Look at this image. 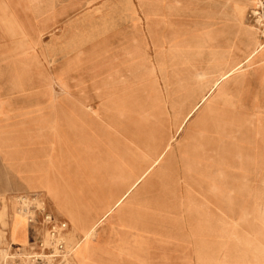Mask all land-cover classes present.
<instances>
[{
    "label": "rangeland",
    "instance_id": "374dc122",
    "mask_svg": "<svg viewBox=\"0 0 264 264\" xmlns=\"http://www.w3.org/2000/svg\"><path fill=\"white\" fill-rule=\"evenodd\" d=\"M86 1L0 0V39L26 44L0 49L29 53L37 48L31 44L51 39L53 45L39 49L65 53V85L101 90L96 112L118 147L137 148L144 131L152 154L171 137L149 167L133 170L135 184L166 158L154 167L163 185H150L149 192L154 245L191 247L192 261L179 264H264V46L186 119L222 74L264 44L246 4L231 1L234 13L213 28L209 15L199 22L175 13L174 0H166L162 14L148 15L126 14L125 0ZM22 204L33 203L3 201L0 247L27 245L26 221L17 212ZM96 224L69 226L75 264Z\"/></svg>",
    "mask_w": 264,
    "mask_h": 264
},
{
    "label": "crops",
    "instance_id": "0c3cea01",
    "mask_svg": "<svg viewBox=\"0 0 264 264\" xmlns=\"http://www.w3.org/2000/svg\"><path fill=\"white\" fill-rule=\"evenodd\" d=\"M231 1L243 2L247 11L255 4V0H174L175 13H189L195 21H199L200 15H209L206 18L216 28L223 15L234 13ZM136 2L132 6V0L124 1L126 14H162L166 5V0ZM50 40L31 44L37 48L29 53L16 49L5 53L6 49H0V207L6 199L9 203L14 199L19 202L22 196L29 198L37 193V199L58 219L65 220L70 231L96 222L91 244L77 248L78 264H179L186 259L191 262V247L154 245L147 229L151 216L150 185H163L156 178L159 175H154L158 169L154 167L166 158L163 156L152 167L153 174L149 170L133 182V170L149 167L171 137L152 154L144 143L149 140L144 131L137 148L118 147L116 137L105 134L96 112L97 105H101V98L96 95H101V90L91 85H65V53H42L43 49H39L53 45ZM6 42L0 39V46L26 45L17 43L22 42L19 40ZM253 51L217 80L237 66H245ZM260 54L264 56V50ZM7 61L14 64L8 68ZM260 64L264 71V58ZM90 80L91 77L84 78V82ZM215 82L186 119L218 87ZM27 227L25 224L26 242Z\"/></svg>",
    "mask_w": 264,
    "mask_h": 264
},
{
    "label": "built area",
    "instance_id": "2783aa9c",
    "mask_svg": "<svg viewBox=\"0 0 264 264\" xmlns=\"http://www.w3.org/2000/svg\"><path fill=\"white\" fill-rule=\"evenodd\" d=\"M248 16L264 39V0H255ZM37 196V193L29 198L22 196L21 202L31 201L34 205L17 206L28 226L27 245L0 247V264H75L72 257L75 244L65 236L68 223L49 212Z\"/></svg>",
    "mask_w": 264,
    "mask_h": 264
},
{
    "label": "bare ground",
    "instance_id": "6f19581e",
    "mask_svg": "<svg viewBox=\"0 0 264 264\" xmlns=\"http://www.w3.org/2000/svg\"><path fill=\"white\" fill-rule=\"evenodd\" d=\"M256 30H257V28H256ZM258 32H259V31H258ZM259 33H260V32H259ZM260 37H261L262 40H264L263 37L261 36V34H260ZM263 42H264V41H263ZM261 44H262V45H261ZM261 44L258 43V45H257V47L254 49L253 53H252L247 59H250L252 55H254L255 53H257L258 51H260V50L262 49V47L264 46V44H263V43H261ZM240 67H241V65L237 66L234 70L230 71V73H231V74L234 73V71L237 70V69H239ZM226 77H228V74L223 75L219 80H217V81L215 82V85H217V84H219L220 82H222L223 80H225ZM121 198H122V197H121ZM121 198H120V199H121ZM117 202H119V201H117Z\"/></svg>",
    "mask_w": 264,
    "mask_h": 264
}]
</instances>
